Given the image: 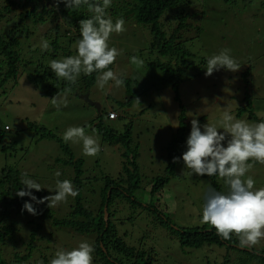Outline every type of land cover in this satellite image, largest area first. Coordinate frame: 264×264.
<instances>
[{
	"label": "rangeland",
	"instance_id": "obj_1",
	"mask_svg": "<svg viewBox=\"0 0 264 264\" xmlns=\"http://www.w3.org/2000/svg\"><path fill=\"white\" fill-rule=\"evenodd\" d=\"M187 10L192 14L187 17V26L177 35L190 56H186V65H182L183 75L177 91L165 71L149 64L168 61L169 57L161 56L151 48L149 27L132 19L125 20V31L112 33L108 41L110 47L122 50L110 69L124 79V86L117 87L114 81H109L104 89H100L96 75L94 83L86 88L83 73L75 84L57 78L36 85L29 77L31 66L22 69L15 79H8L0 88V126L5 129L8 125L12 129L4 132L2 145L6 150H0V168L10 167L21 175L26 173V178L40 184L43 188L41 196L45 197L55 194L57 179L72 182L77 166L82 170V200L95 209L105 179L110 177L119 181L127 178L122 165L125 163L133 171L134 161L138 167V177L134 178H139V188L133 194L137 201L144 202L142 197H148V186L151 187L157 177L166 174L167 146L183 117L184 139L178 152L181 159L175 163L173 175L161 189L158 210L175 227H207L208 224L201 223V218L209 186L213 187L211 177L192 175L191 170L185 167L182 155L187 151L186 142L193 117L201 125L208 122L217 127H220L218 122L225 111L235 119L249 123L264 120V3L263 0H191ZM178 16L173 11L163 13L159 24L164 33L169 35L174 32L180 21ZM110 17L115 22V18ZM48 26V23L41 26V35ZM77 41L67 44L71 56L78 54ZM39 42L42 43V39L38 37L33 45ZM225 48L231 50L230 56L241 65L239 70L232 72L222 68L211 76H205L207 60ZM132 56H137L144 63H132ZM69 87L75 88L77 94L66 92ZM84 93H88L90 100L99 103V111L80 98L79 95ZM57 94L59 100L66 101V106L61 103L59 110L50 101ZM246 96L252 101L251 110L255 117L249 116V109L243 106ZM137 97L141 105L136 103ZM121 102H125L124 106ZM109 110L117 112L115 120L107 118ZM239 110L241 114L238 115ZM99 122L115 134H123L124 142L105 140L96 126ZM69 127H84L87 135L98 140L101 146L99 154L85 156L82 141L65 142L62 137ZM63 146L70 149L75 166L64 162L70 155ZM248 163L253 166L245 178L251 176L254 179V190L264 188V164L252 160ZM57 171L61 173L59 177L55 175ZM214 177L223 192H227L224 178ZM72 200L73 197L69 196L51 208L47 202L44 204L55 217H64ZM132 205L128 201L121 202L112 217L118 222L117 226L127 243L137 247L138 244L143 245L147 249L152 247V254L163 261L161 264H264L259 257L226 245L207 244L200 249H187L192 253L183 252L185 250L167 236V229L152 222L153 217L139 206ZM28 213L19 214L17 223L28 228L34 223H41L42 230L38 233L44 232L43 235H47L57 250L70 251L81 242L92 244L93 236L90 234L55 227L44 218ZM29 219L32 222H28ZM43 243L47 241L43 239ZM164 243L176 246L170 248L171 251H161ZM251 248L256 252L264 250V238ZM245 249L250 250L248 247ZM18 250L23 253L24 245H19ZM14 251V245L6 246L2 250L3 257L10 261Z\"/></svg>",
	"mask_w": 264,
	"mask_h": 264
},
{
	"label": "trees",
	"instance_id": "obj_2",
	"mask_svg": "<svg viewBox=\"0 0 264 264\" xmlns=\"http://www.w3.org/2000/svg\"><path fill=\"white\" fill-rule=\"evenodd\" d=\"M190 3L191 0H112L111 6L107 9V14L114 17L115 20L118 18L132 19L149 27L152 34L151 48L156 50L159 55L169 57L168 61L150 62L149 64L165 71L176 91L183 75L182 65H186V56H190L187 49L184 48L183 41L177 35L181 29L187 26V17L192 14L190 10H187ZM165 11L175 12L180 19L174 32L169 35L162 31L159 24V19ZM91 15L86 6L68 9L63 2L57 5L56 0H0V88L8 79H15L27 66L32 67L29 77L36 85L41 81L57 79L58 77L50 68L51 61L71 56L67 44L69 41L81 39L79 21L90 18ZM47 23L49 26L41 35L40 28ZM38 37L42 39V43L33 45ZM45 42L49 44V48L42 50V45ZM110 67L111 65H109ZM96 75L97 73L94 72L91 75L83 76L86 88L94 83ZM71 92L77 94L75 88H71ZM120 104L124 106L125 102ZM243 106H247L249 109V116H256L251 110L253 109L252 101L248 96L244 98ZM237 114H241L240 110ZM96 126L105 140L111 143L124 142L123 134H115L113 130L103 127L101 122ZM184 128L185 123L181 117L173 139L167 146L169 157L166 174L163 177H157L151 187L148 186L150 188L148 197H142L145 203L137 201L133 194L139 188V178H134L138 177V167L134 161H132L133 171L125 163L122 165L126 170L127 178L119 179V181L110 177L105 179L99 204L93 209L82 200L83 183L80 179L82 170L75 166L70 149L63 146V149L70 155L64 162L75 166L71 180L74 188L79 190V194L73 198L70 209L64 217H55L44 203L35 204L29 196H18L17 192L24 187L21 183V173L10 167L0 168V264H50L56 252L59 251L57 247L51 245L47 235H43L44 232L38 233L42 230L41 223H34L30 228L17 223L19 214L28 212L26 209L22 210L25 202L33 203L37 209L38 214L33 216L44 218L50 222V225L67 227L79 234L92 235L93 264H161L163 262L152 254V247L147 249L139 244L137 247L123 239L124 234L119 230L116 219L112 217L115 208L123 201H128L129 205L136 204L147 215H151L152 222L167 229L169 232L167 236L173 238L176 245L185 250L183 252L192 253L187 249H200L207 244L226 245L264 260V250L256 252L253 248L248 250L245 247H240L239 239L235 234H230L231 238L224 240L217 235L215 228L211 225L207 227H175L173 222L158 210L159 194H161L162 187L168 183L169 177L173 175L176 163L173 162V158L178 157L179 148L183 144ZM5 131L4 126H0L1 151L6 150L2 145ZM41 135L45 136L46 133H41ZM210 180L213 188L217 191L228 192H223L214 176ZM31 191L32 195L38 199L42 198L43 191L34 189ZM146 199H148L147 202ZM105 206L106 219L104 216ZM28 222H32V219H29ZM43 239L47 243L44 244ZM37 242L39 244L36 245ZM8 245H14L16 249L12 252L13 257L10 261H7L2 254V250ZM19 245H24L23 253L18 250ZM163 246L164 249L161 248V251H171L170 248L175 247L167 243H164ZM152 256L155 257V262Z\"/></svg>",
	"mask_w": 264,
	"mask_h": 264
},
{
	"label": "clouds",
	"instance_id": "obj_3",
	"mask_svg": "<svg viewBox=\"0 0 264 264\" xmlns=\"http://www.w3.org/2000/svg\"><path fill=\"white\" fill-rule=\"evenodd\" d=\"M68 9L86 6L90 18L79 21L81 39L76 43L77 55L68 56L62 60L53 59L50 68L58 78H63L69 84H75L77 78L83 73L91 75L97 73L96 83L104 89L109 81H114L117 87L124 86V79L109 68L122 50L109 46V37L112 33L125 31V20L118 18L113 22L107 14L112 0H56ZM49 44L45 42L42 50H47ZM230 49H222L218 55L207 60L205 76H211L215 71L226 69L236 72L240 66L231 56ZM131 62L142 65L143 60L132 56ZM108 69L107 71H104ZM66 92H71L67 88ZM59 94L50 99L59 110L61 103L66 101L58 99ZM47 99V98H46ZM135 101L141 105L137 97ZM215 124L201 125L195 117L191 120V131L187 138V151L183 153L182 160L191 174L208 177L218 175L224 178L228 192L222 193L209 186L206 203L203 206L201 223L215 228L217 235L224 240L235 234L239 239L240 247L251 248L264 238V188L254 190V179L245 178V174L253 166L248 161L264 164V120L249 123L246 120L235 119L227 111L222 119ZM8 126V125H7ZM12 128H5L6 131ZM203 129V130H201ZM223 131H219V130ZM65 142H81L83 154L95 157L101 151L98 140L87 135L84 127H69L63 134ZM181 158L174 157L173 162ZM61 175L59 171L55 173ZM21 177L24 187L17 192L20 197L29 196L35 204L47 202L49 208L66 200L67 197H76L79 190L74 188L70 180H56L54 195L37 198L31 190L41 191L43 188L34 179ZM36 215L37 209L33 203L25 202L22 210ZM94 247L87 242H81L78 247L70 251L59 250L50 264H93Z\"/></svg>",
	"mask_w": 264,
	"mask_h": 264
},
{
	"label": "water",
	"instance_id": "obj_4",
	"mask_svg": "<svg viewBox=\"0 0 264 264\" xmlns=\"http://www.w3.org/2000/svg\"><path fill=\"white\" fill-rule=\"evenodd\" d=\"M79 96H80V98H82V99L86 100L87 102H89L91 105L95 106L96 109L99 111V108H100L99 103L90 100L89 97H88V93L80 94ZM104 212H105L104 216H105V219H106L107 218L106 206L104 207Z\"/></svg>",
	"mask_w": 264,
	"mask_h": 264
},
{
	"label": "built area",
	"instance_id": "obj_5",
	"mask_svg": "<svg viewBox=\"0 0 264 264\" xmlns=\"http://www.w3.org/2000/svg\"><path fill=\"white\" fill-rule=\"evenodd\" d=\"M107 117H108V119H111V120L112 119H116L118 117V114L114 110H109L108 113H107ZM6 127L9 128V126H7V125H6Z\"/></svg>",
	"mask_w": 264,
	"mask_h": 264
},
{
	"label": "crops",
	"instance_id": "obj_6",
	"mask_svg": "<svg viewBox=\"0 0 264 264\" xmlns=\"http://www.w3.org/2000/svg\"><path fill=\"white\" fill-rule=\"evenodd\" d=\"M113 120H115V119H113Z\"/></svg>",
	"mask_w": 264,
	"mask_h": 264
}]
</instances>
